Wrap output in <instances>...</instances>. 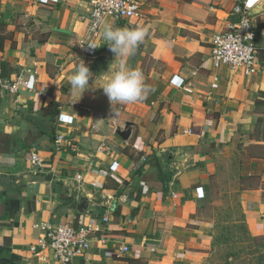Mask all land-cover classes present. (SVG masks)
I'll list each match as a JSON object with an SVG mask.
<instances>
[{
  "label": "crops",
  "instance_id": "obj_1",
  "mask_svg": "<svg viewBox=\"0 0 264 264\" xmlns=\"http://www.w3.org/2000/svg\"><path fill=\"white\" fill-rule=\"evenodd\" d=\"M89 1L0 0V74L12 80L26 68L38 71L35 89L22 87L18 99L0 91V261L60 264L38 245L35 225L93 223L99 231L76 264H200L212 250L215 224L201 207L213 184L237 189L250 233L264 237V155H255L264 140L253 138L264 121V0L254 11L258 71L251 76L211 61L213 37L235 21V0H139L144 18L107 19L93 55L84 51ZM107 26L146 30L126 58L150 88L143 101L112 105L104 93L120 59L103 39ZM100 55L111 60L106 71ZM82 62L93 74L74 90L70 79ZM53 102L61 104L56 138L76 150L48 135L23 142L34 137L28 117ZM251 176L258 186H245Z\"/></svg>",
  "mask_w": 264,
  "mask_h": 264
},
{
  "label": "built area",
  "instance_id": "obj_2",
  "mask_svg": "<svg viewBox=\"0 0 264 264\" xmlns=\"http://www.w3.org/2000/svg\"><path fill=\"white\" fill-rule=\"evenodd\" d=\"M262 2L263 0H235L232 11L235 21L232 22L227 31L216 34L212 40L211 61L215 69L226 66L232 71L242 72L245 76L257 73L258 46L256 40L258 32L252 13ZM89 5L90 14L85 20L89 23L90 41L84 48L88 55L95 53V48H90L88 45L95 44L97 46L95 41L100 38L102 27L107 19L121 21L144 18L143 5L139 0H90ZM37 75L38 71L35 68H26L12 80L0 76V91L18 99L22 87L28 90L35 89ZM212 87H217V85L214 84ZM186 90L192 91L190 87ZM98 119L99 121L104 119L103 115H99ZM97 128L98 124L93 123L92 129ZM55 142L57 145L68 143L73 150H76V147L63 135H59ZM31 162L35 166H40L42 159L38 153L34 152L31 154ZM111 168L114 171L118 169L114 165ZM76 181L82 185L85 184V176L77 175ZM93 186L97 187V183ZM200 197H205L204 192L200 193ZM104 221L107 222L108 219L106 218ZM35 228L41 233L38 245L43 251H52L54 260L60 264H76V261L91 248V236L99 231L98 226L93 223L80 226L69 224L55 226L49 223H40L35 225ZM128 252L127 247L121 248V253ZM107 256H112V253L107 252Z\"/></svg>",
  "mask_w": 264,
  "mask_h": 264
},
{
  "label": "clouds",
  "instance_id": "obj_3",
  "mask_svg": "<svg viewBox=\"0 0 264 264\" xmlns=\"http://www.w3.org/2000/svg\"><path fill=\"white\" fill-rule=\"evenodd\" d=\"M146 30L142 28L121 29L107 26L103 30V39L119 59V67L103 87L105 95L113 104H126L140 102L147 98L150 88L145 83L141 71L130 68L126 64V58L132 55L138 44L145 38ZM90 48H97L95 44H89ZM92 72L83 62L72 75L70 83L72 88L85 89L92 77Z\"/></svg>",
  "mask_w": 264,
  "mask_h": 264
},
{
  "label": "trees",
  "instance_id": "obj_4",
  "mask_svg": "<svg viewBox=\"0 0 264 264\" xmlns=\"http://www.w3.org/2000/svg\"><path fill=\"white\" fill-rule=\"evenodd\" d=\"M0 47L2 48V45ZM0 76L2 78H6V76L4 75L0 74ZM60 112H61V104L58 102H53L48 107L42 109L38 114L30 115L28 117V120L31 122L33 128L35 129V132L30 131V136L33 135L34 137L32 138L30 137L31 140H26L23 142L26 145L30 143L32 146L37 142V140L40 137L45 135L51 136L52 139H55L57 122L59 119ZM262 122L264 121L262 120ZM261 135L262 136H258V137L253 136L256 142L261 141V139L264 140V132ZM3 143L4 142H2V144ZM159 174L160 175L162 174L161 169H159ZM163 180H164V176H163ZM71 201H73V199L70 198L69 202ZM213 202L214 201H211V203ZM238 205L241 206L240 200ZM229 210L230 209L227 208V212ZM221 221H223L222 223L224 224L222 227L223 233L221 235H215L214 233L211 254L214 253L215 250L220 246H225L227 248H230L233 246V244H236L240 246L245 256L256 257L257 255H259L260 257H264V237H255L250 233L246 222V217L243 213L241 220L243 225H238L237 220H235L233 218V215L229 213H226ZM237 230L240 231L239 235L238 234L232 235V233ZM235 252L236 251L230 250L228 251L226 256L238 258L240 253H235ZM0 263L6 264V261H0ZM225 264H230V262L227 260Z\"/></svg>",
  "mask_w": 264,
  "mask_h": 264
},
{
  "label": "rangeland",
  "instance_id": "obj_5",
  "mask_svg": "<svg viewBox=\"0 0 264 264\" xmlns=\"http://www.w3.org/2000/svg\"><path fill=\"white\" fill-rule=\"evenodd\" d=\"M260 127V128H259ZM264 122L256 127V131L254 132V137L262 136L261 134L264 132ZM262 140V139H261ZM264 147V145H263ZM255 149H259L260 152L255 151V155L259 153L260 155H264V152L262 147H258ZM254 154V152H252ZM244 180L243 183H245V186L249 187H256L260 183L259 177L257 176H251V177H246L242 178ZM242 183V184H243ZM212 185V191L210 193V200L201 207V216L206 217L207 219H211V221L214 222L215 224V235H221L222 232V227H223V216L226 213L232 214L233 218L237 220L238 225H243L241 220H242V208L241 206L238 205L239 203V197H238V192L237 189L235 188H230L227 184L226 187L223 189H220L221 186L216 184ZM214 187V188H213ZM211 201H214L211 203ZM227 208L230 210L227 212ZM240 231H234L233 234H238L239 235ZM233 250L236 251L235 253H240L238 258L235 257H227L228 251ZM257 255L256 257H251V256H245L243 254L242 249L240 248L239 245L233 244L232 247L227 248L225 246H220L218 247L214 253L210 254L205 260H203L202 263L200 264H225L226 261L228 260L230 264H264V257H260Z\"/></svg>",
  "mask_w": 264,
  "mask_h": 264
},
{
  "label": "water",
  "instance_id": "obj_6",
  "mask_svg": "<svg viewBox=\"0 0 264 264\" xmlns=\"http://www.w3.org/2000/svg\"><path fill=\"white\" fill-rule=\"evenodd\" d=\"M254 11L252 13L253 15H254ZM95 59L98 61V64L100 65L101 69L104 71H106L111 64V60L106 55L97 56ZM119 135L124 141H128L131 137V125L127 124L126 128L123 131L119 132ZM77 207L80 212H84V209L86 207L85 200L77 204Z\"/></svg>",
  "mask_w": 264,
  "mask_h": 264
}]
</instances>
